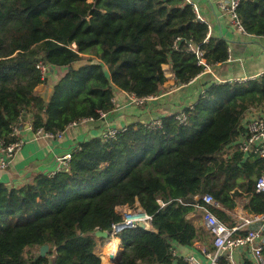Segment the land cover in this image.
Here are the masks:
<instances>
[{
	"label": "trees",
	"instance_id": "16d2710c",
	"mask_svg": "<svg viewBox=\"0 0 264 264\" xmlns=\"http://www.w3.org/2000/svg\"><path fill=\"white\" fill-rule=\"evenodd\" d=\"M237 14L247 34L264 36V0H240ZM208 32L186 0H0V144L13 142V126L23 122L55 136L82 118L99 120V111L113 110L117 89L158 95L163 64L176 84L189 83L203 66L188 43L211 67L228 59V43ZM39 63L62 71L49 93L37 90L49 79ZM204 87L183 109L186 124L176 113L158 117L159 126L130 123L115 138L79 142L53 174L18 187L0 182V264H102L94 248L104 239L93 232L111 231L121 220L116 208L136 203L151 227L119 234L117 264H188L175 246L200 240L212 249L213 235L188 216L203 194L228 226L239 205L264 213V193L255 190L264 160L229 149L244 133L243 113L264 104V73L244 82L212 78ZM100 251L114 264L108 247Z\"/></svg>",
	"mask_w": 264,
	"mask_h": 264
},
{
	"label": "crops",
	"instance_id": "0c3cea01",
	"mask_svg": "<svg viewBox=\"0 0 264 264\" xmlns=\"http://www.w3.org/2000/svg\"><path fill=\"white\" fill-rule=\"evenodd\" d=\"M188 1L196 5L201 21L208 24V35L224 39L228 43L229 57L226 62L211 67L214 75L221 80L239 78L243 79L242 81H246L247 79L259 77L264 73V36L258 37L235 31L229 21L227 12L223 8V4L227 0ZM163 69L166 80L162 85V89L156 98L147 101L144 107L128 103L124 91L117 89L116 95H114L116 104L104 120L86 121L75 126H70L65 129L61 137H50L34 133L28 122L21 123L19 125V136L24 142L20 149L17 150L11 162L5 168L0 169V182L5 183L8 187H18L30 182L39 173L47 174L50 171L56 170L59 166L58 158L61 155L71 152L81 141L100 136L106 124L109 126H122L137 122L148 123L165 114L177 113L186 106L197 102L199 95L205 88L204 84L206 81L214 79L211 73H201L189 83L179 85L175 83L169 64H164ZM51 75L52 69H50L49 79ZM59 76L56 79L53 77L51 81L48 79L49 82L46 85H39L40 87L44 86V93L50 92L51 84ZM39 86L37 90L41 91ZM128 210L130 209L126 205L116 208L117 213L120 211L127 212ZM135 212L139 213V209ZM200 214V210H192L188 216L193 218L196 225L206 230L201 222ZM256 227V224L252 226V228ZM262 239L264 241V232ZM209 241L212 249H209V246H207L208 242L197 240L194 242L193 247L175 246V250L177 251V255H183V258L190 254L205 260L202 250L205 249L210 252L215 250L213 240ZM103 242L98 241L94 248V252L101 258L102 264L104 262L100 250L105 246L106 241L102 244ZM121 250L122 246H120L119 252ZM223 253L230 254L235 264H245L246 261L255 264L254 253L250 247L237 248L232 251H224Z\"/></svg>",
	"mask_w": 264,
	"mask_h": 264
},
{
	"label": "built area",
	"instance_id": "2783aa9c",
	"mask_svg": "<svg viewBox=\"0 0 264 264\" xmlns=\"http://www.w3.org/2000/svg\"><path fill=\"white\" fill-rule=\"evenodd\" d=\"M189 2L188 0H186ZM191 3V2H189ZM240 3V0H227L225 4H223V8L228 14L229 21L233 27V29L239 33H246L241 20L237 14V7ZM192 4V3H191ZM198 19L201 21V17L198 14V8L195 4H192ZM209 36V35H208ZM207 39V37H206ZM188 51L194 53L197 58L198 64L203 66V70L201 73H211L214 79L217 82H244L243 79L234 78L228 80H221L211 70V66L206 63V60L203 56V50L200 49L197 45L190 42L187 45ZM229 57V56H228ZM164 65V64H163ZM37 67L40 69L43 77H48L50 74L49 66L39 63ZM163 69V66H162ZM164 72V69H163ZM165 75V73H164ZM126 97L128 99V103L132 105L143 107L147 103V101L153 100L156 98L155 96H147V97H137L134 94L127 93ZM203 93V91L201 92ZM112 101L116 104V99L113 97ZM196 103V102H195ZM195 103L189 105V108H192ZM107 113L103 111H99V119L104 120ZM246 115V116H245ZM176 119L179 123L186 124L187 118L186 114L183 110L176 113ZM92 117L82 118L78 121L72 122L69 124L70 126H75L80 123H84L86 121H94ZM160 119L156 118L151 120L149 126H159ZM21 124V123H20ZM13 126V133L16 136V139L8 144H0V169L5 168L13 159L17 150L20 149L24 140L19 136V125ZM241 125L244 128V133L233 143L229 145V149L238 148L244 155H255L260 159L264 160V104L260 107L249 110L243 113L241 118ZM127 125L122 126H109L104 125V128L101 132V138L103 140H108L111 138H115V136L126 129ZM65 131V130H64ZM64 131H59L54 136L50 133H45L41 130L34 132L43 135H47L50 137H61ZM71 158V152L64 153L58 158L59 166L56 170L50 171L48 174H53L55 171L65 168ZM255 190L257 192L264 193V173L256 180ZM180 202L181 200L178 199ZM202 203H194V209L200 210V218L203 226L206 228L208 232L213 235V245L215 250L213 252L202 250L204 259H200L194 255L185 256V260L188 264H235L230 256V254H224V251H232L237 248H246L250 247L253 250L255 257V264H262L264 262L262 251L264 250V241L262 239V235L264 232V213H250L247 210L243 209L241 206L236 207V215H237V223L233 226H228L225 223L221 222L217 216L207 207L208 204H215V200L213 196L209 193L203 194L201 196ZM163 204L161 201H159ZM134 212L136 210H133ZM140 212V210H139ZM121 213V214H120ZM121 220L115 224H113L111 231H108L110 237H117L120 239L119 234L127 228H133L137 226L136 221L142 220L147 228L151 227V216L143 213L142 215L134 216L133 219L129 218L132 216L130 211L126 213L124 211H120ZM132 220V221H131ZM256 224V228H252V226ZM242 231V232H241ZM177 251L175 248L173 249V255H177ZM221 260L224 263H221ZM42 264H51V263H42Z\"/></svg>",
	"mask_w": 264,
	"mask_h": 264
},
{
	"label": "water",
	"instance_id": "95a60500",
	"mask_svg": "<svg viewBox=\"0 0 264 264\" xmlns=\"http://www.w3.org/2000/svg\"><path fill=\"white\" fill-rule=\"evenodd\" d=\"M139 213L143 214V213H145V211L144 210H140ZM136 224L139 227L147 228L146 224L142 220H137ZM93 235L98 237V238H103L104 240H107V241L111 239L110 238V234H109V232L107 230L96 229L93 232ZM119 241H120V246H122L121 239H119ZM48 249H49V245L47 243L40 245L39 248H38L39 256L40 257H45L47 255ZM50 263L51 264H55V259L51 258L50 259ZM115 264H117V260L116 259H115Z\"/></svg>",
	"mask_w": 264,
	"mask_h": 264
},
{
	"label": "rangeland",
	"instance_id": "374dc122",
	"mask_svg": "<svg viewBox=\"0 0 264 264\" xmlns=\"http://www.w3.org/2000/svg\"><path fill=\"white\" fill-rule=\"evenodd\" d=\"M61 69H59V68H56V69H52V75H51V77H50V79H49V81H51V79H53V77H55V79L61 74V72L62 71H60ZM49 81H47V82H49ZM46 85V84H45ZM41 86V85H40ZM39 86V87H40ZM41 88V93H44L43 92V90H44V86H42V87H40ZM135 106H137V105H135ZM138 107H143L142 105H140V106H138ZM252 110H254V109H252ZM246 116V115H245ZM130 210H137V209H139V210H142L138 205H135L134 207H128ZM130 210H128V211H130ZM118 211H119V209H118ZM120 213V212H119ZM125 213H126V211H125ZM121 214V213H120ZM115 237V236H114ZM111 239L113 238V237H110ZM115 238H117V237H115ZM118 239V238H117ZM119 240V239H118ZM106 241V244H105V247H108L109 249H111L113 246H111L110 244H108V241L107 240H104V242ZM104 242L102 243V244H104ZM120 242V241H119ZM119 245H120V243H119ZM119 249H120V246H119ZM33 250V249H32ZM116 250V249H115ZM117 250H118V248H117ZM116 250V251H117ZM112 251V250H111ZM35 253H36V250H35ZM98 255V254H97ZM114 256V255H113ZM109 262V261H108ZM108 262H105L104 264H107ZM112 262V261H111Z\"/></svg>",
	"mask_w": 264,
	"mask_h": 264
},
{
	"label": "bare ground",
	"instance_id": "6f19581e",
	"mask_svg": "<svg viewBox=\"0 0 264 264\" xmlns=\"http://www.w3.org/2000/svg\"><path fill=\"white\" fill-rule=\"evenodd\" d=\"M130 212L132 213V216H129V218H131V219H133L134 216L142 215V214L136 213L134 211H130ZM108 244H110L111 246H113L111 249H109V248L108 249L110 250L111 256H113V255L116 256V260L118 262V260L120 258V256H119L120 255V252H119V246H120L119 245V240L117 238L113 237L112 239L108 240ZM117 248H118V250H117ZM109 262H111V261H109Z\"/></svg>",
	"mask_w": 264,
	"mask_h": 264
}]
</instances>
